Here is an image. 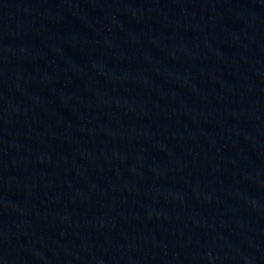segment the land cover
<instances>
[{
	"label": "water",
	"instance_id": "95a60500",
	"mask_svg": "<svg viewBox=\"0 0 264 264\" xmlns=\"http://www.w3.org/2000/svg\"><path fill=\"white\" fill-rule=\"evenodd\" d=\"M0 264H264V0H0Z\"/></svg>",
	"mask_w": 264,
	"mask_h": 264
}]
</instances>
